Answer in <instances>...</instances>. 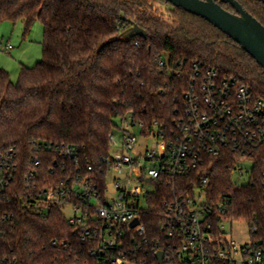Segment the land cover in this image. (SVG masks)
<instances>
[{"label": "trees", "instance_id": "trees-1", "mask_svg": "<svg viewBox=\"0 0 264 264\" xmlns=\"http://www.w3.org/2000/svg\"><path fill=\"white\" fill-rule=\"evenodd\" d=\"M237 1L264 25L263 0ZM223 6L234 12L230 4ZM7 20L22 21L26 32L36 21L44 27L43 57L36 66H23L17 82L0 67V153L18 152L22 195L0 200L2 210L14 213L0 222V255L16 258L17 264H71L84 246L60 210L43 217L24 206V175L33 159L42 161L45 178L58 182L77 168L86 173L89 165L97 173L110 154L111 133L129 113L145 130L157 124L170 131L190 72L177 77L160 66L161 58L168 56L171 64L187 59L188 69L203 62L264 98V68L213 24L167 0H0V22ZM134 24L147 37L127 38ZM42 144L71 146L79 167ZM212 162L208 200L228 198V217L258 225L263 237L262 161L256 182L242 187L233 183L230 153ZM197 181L192 174L155 184L141 215L151 246L164 238L166 203L192 195ZM54 240L70 245L55 246Z\"/></svg>", "mask_w": 264, "mask_h": 264}, {"label": "built area", "instance_id": "built-area-1", "mask_svg": "<svg viewBox=\"0 0 264 264\" xmlns=\"http://www.w3.org/2000/svg\"><path fill=\"white\" fill-rule=\"evenodd\" d=\"M12 48L10 45L7 49ZM187 61L171 64L168 56L159 61L161 67L177 77L190 72L181 107L177 109L179 115L170 131L157 124L145 130L142 122L135 121L129 113L120 125L123 129L120 150L110 151L97 173L89 165L86 173L77 168L66 180L53 182L42 175L40 159L31 161L32 166L24 175L23 204L43 217L53 209L60 210L72 225L74 237L84 245L71 264H159L157 255L161 251L163 264H264V236L259 235L258 225L246 223L249 241L240 244L224 230L226 222L238 221L228 217L232 209L230 200H208L212 161L227 153L235 161L233 174L242 176L247 172L242 164H253L249 182L241 185L233 182L236 187L256 182L259 160L264 187V98L256 96L247 85L221 77L203 62L197 61L188 69ZM130 126L139 127L143 137H153L151 146L132 153L137 138L128 131ZM116 143L112 132L110 144ZM41 146L55 149L64 159H74V165L79 167L76 150L71 146ZM18 156L14 149L0 153L1 201L9 196L22 198L16 182L20 169ZM62 168L66 172L67 166ZM115 169H128V177L109 183ZM192 174L198 180L192 195L166 203L161 225L164 238L152 241L151 246L141 215L155 184ZM68 206L76 212L71 218L63 213ZM13 216L14 213L0 208V222ZM136 220L138 223L134 224ZM52 243L70 245L68 241ZM0 264H17V259L0 255Z\"/></svg>", "mask_w": 264, "mask_h": 264}, {"label": "rangeland", "instance_id": "rangeland-1", "mask_svg": "<svg viewBox=\"0 0 264 264\" xmlns=\"http://www.w3.org/2000/svg\"><path fill=\"white\" fill-rule=\"evenodd\" d=\"M43 40H44V27L40 21H36L29 32L25 31V24L22 21L13 23L12 21L0 22V67L7 70L13 82H17L23 66L34 67L43 57ZM10 45L12 49H7ZM121 125V120H118ZM128 131L137 138V144L132 150L143 151L145 148L150 147L153 137H143L140 134L139 127H128ZM117 143L111 146V152L120 150L123 141V129L116 128L113 131ZM252 163L242 164V168L247 170L242 176L236 172L233 174V182L237 185L247 184L249 182L250 170ZM129 175L128 169L113 170L108 179L109 183L115 180H125ZM135 179V175L131 176ZM113 189H110L112 192ZM67 218H71L76 214L74 209L70 206L63 210ZM227 236L240 244L249 241V228L246 223L233 221L226 222L224 227Z\"/></svg>", "mask_w": 264, "mask_h": 264}, {"label": "water", "instance_id": "water-1", "mask_svg": "<svg viewBox=\"0 0 264 264\" xmlns=\"http://www.w3.org/2000/svg\"><path fill=\"white\" fill-rule=\"evenodd\" d=\"M176 7L199 16L237 42L244 51L250 54L256 62L264 68V25L248 12L237 0H167ZM264 1V0H263ZM223 3L230 4L235 13L223 7ZM127 38L147 37L145 29L137 24L129 28ZM138 220L134 222L137 224ZM159 264H163L164 253L157 255Z\"/></svg>", "mask_w": 264, "mask_h": 264}, {"label": "flooded vegetation", "instance_id": "flooded-vegetation-1", "mask_svg": "<svg viewBox=\"0 0 264 264\" xmlns=\"http://www.w3.org/2000/svg\"><path fill=\"white\" fill-rule=\"evenodd\" d=\"M223 4H227V3H223ZM224 7V6H223ZM230 11V10H229ZM236 11H235V9H234V13H235Z\"/></svg>", "mask_w": 264, "mask_h": 264}]
</instances>
